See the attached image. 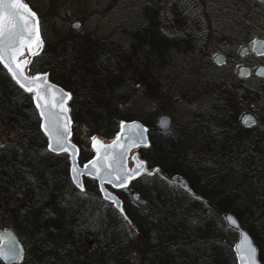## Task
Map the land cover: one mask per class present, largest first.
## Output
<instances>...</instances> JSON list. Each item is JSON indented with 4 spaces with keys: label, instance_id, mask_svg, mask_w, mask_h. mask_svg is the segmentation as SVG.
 Segmentation results:
<instances>
[{
    "label": "rangeland",
    "instance_id": "1",
    "mask_svg": "<svg viewBox=\"0 0 264 264\" xmlns=\"http://www.w3.org/2000/svg\"><path fill=\"white\" fill-rule=\"evenodd\" d=\"M24 1L40 19L42 48L33 64L34 67L41 69L42 65H49L48 62L56 60L57 64L52 62L53 64L49 65L50 72H47L50 75L49 78L72 94L68 104L73 122L72 141L80 148V163L93 156L90 149L91 140L94 137H99L106 142L112 140L121 121L135 120L146 127H148L146 125L148 122L159 131L156 121L160 115L166 114L170 116L171 126L165 135L169 136L174 142V147L179 151L177 157L165 160L167 165L170 164L168 167L172 168V173L169 176L179 175L174 171L177 169L176 166H182L186 170L189 169L186 172L194 174V176L188 175L187 181L190 180L196 189H202L204 186L206 191H209L222 177L224 180L220 183L219 189L230 197L229 209L237 210L238 216L243 222L249 220V211L251 210L249 207L262 209L264 216V198H261V201L259 200L257 203L255 197L256 188L264 183V78L255 75L256 69L261 65L264 66V57L251 55L240 59V47L218 44L217 47L212 48L198 41L201 33L196 29L198 20L195 16L198 17L199 13L194 7L198 6V1L208 3L210 0ZM214 1H216L218 15L215 18V10L210 12L215 13H213L212 20L216 19L215 22H217L221 34L225 33L232 40L238 37V40L242 41H256L264 37V0ZM148 7L152 9L153 13L160 15V29L163 33L169 34L170 40L176 41L177 46H169V49H166L167 47L163 48L162 44L157 56L152 54L144 60V48L141 52L137 51L140 48L135 46L136 41L132 34L135 28L147 20L145 9ZM244 9L248 13L243 17ZM75 23H78L79 27L72 29V24ZM65 39L68 43L73 42V44L84 41L89 48L88 53L83 49H77V52H74L68 48ZM100 49H103V52ZM104 52L110 53L109 64L114 67L118 65L124 73L114 96L117 100L121 98L119 108L128 105L126 112L130 118L128 120L115 119L114 116L117 114H114V111L107 112L104 111L105 108H102L99 112L104 111V113L103 118L99 121L100 128H98L91 124L93 122H90L91 116L88 108L91 106L92 99L87 98L86 102L85 96L87 93L97 102L98 87L95 86L97 85L96 81H84L88 76L84 66L85 64L86 66L90 65V70L96 67L100 69L99 72L105 71L103 69L105 65L97 67L95 64L100 63L99 59ZM220 54L226 56L227 61L224 66L215 63V58ZM98 56H100L99 59ZM140 61H142L141 66ZM75 63L80 64L81 70L74 68ZM134 66L137 68L134 69ZM242 67L250 69V75L247 78L239 77V69ZM38 69L36 71L42 72ZM70 70L73 71V74L85 70V74L81 77L63 76L62 72ZM144 82L148 84L160 83L164 94L150 96L149 89L145 87ZM232 83H237L245 91L244 95L247 97L244 107L234 112L232 108L217 104L215 96L210 92ZM135 85H139V87L135 88ZM225 89L227 88L224 87ZM93 93L94 95H92ZM23 94L25 93L16 94L18 99L15 97L23 111L20 117L0 120V142L3 145L0 147V154L3 151L10 152L12 150L11 147L8 150L6 148V145L11 143L9 140L11 137L15 138L12 143L13 147H17L18 143L15 141L18 134L23 133L22 137L25 139V136L31 133L32 121L30 118L33 113L27 108L28 105L25 104L27 98ZM254 100H259L261 105L257 106ZM98 101L104 105L103 100L99 99ZM212 106L216 107L212 108ZM80 110L83 113V120L86 119L88 123L84 121L82 123V116L79 117L77 114ZM245 114L254 116L255 127L247 129L242 127L241 118ZM214 120L221 124L214 125L212 122ZM237 123L240 128L246 131L243 130L238 134V141L235 143L231 137L236 134L234 130ZM256 127L257 129H255ZM91 128H96L98 132L92 133ZM223 142L226 143V146L220 153L217 149ZM29 147L28 144L24 146L25 149ZM141 150L143 149L141 148L137 152L139 158L145 161L146 168H160L154 165L149 166L146 158L141 155ZM213 151L215 152L214 156L211 153ZM6 163L10 166L9 162L6 161ZM38 163L40 168L37 176L42 172L41 163L39 161ZM55 163L57 165V161ZM7 164H5V168H7ZM67 164L69 165V163ZM63 169H61V173ZM59 170H55L57 174H59ZM212 171L213 176H211ZM15 172L11 173L15 174ZM54 177L50 171L45 183L52 184ZM38 180L42 181L40 178ZM145 182L150 185V190L156 189V180L146 179ZM216 184L218 185V182ZM84 186L87 195L78 197L81 201L85 200L89 194H97V187L93 181L84 179ZM136 187L138 186H134L140 191ZM175 187L172 190L168 189L173 191L177 197L176 200L183 195L179 191L180 187ZM193 191L200 195L197 191ZM117 196L121 201L123 200V208L127 215V221L124 224L135 225L138 220L132 218V212L137 209L133 207L131 199L126 193H117ZM141 196L146 200L141 208L146 209L147 212L148 198L144 193ZM86 208L88 209L87 206ZM34 209V199L27 195L24 186L21 189L18 184H13L7 191L0 189V232L10 229L18 239L21 238L22 241L28 243L30 249L28 247V262L25 264H36L45 256L52 257L55 264H82L77 261L76 257L87 264L102 263L96 247L89 248V241L84 239V233L79 228L81 222L69 219V223H66L64 220L66 227L63 233L58 232V239L45 233L39 236L40 219L39 216H36L39 213L37 214ZM88 210L94 215V211L97 209ZM71 213H76V211L73 209L68 214ZM196 213L195 219H201L202 210L198 208ZM226 213L232 212L228 210ZM113 224L117 225L119 222L115 220ZM154 224L157 227L161 226L159 221ZM131 229L134 232V237L137 238L135 228ZM257 232L264 234V226H259ZM225 240L232 244L237 241L233 236L227 237ZM136 245H139V242L135 243L131 250L132 264H141L139 252L136 248L134 249ZM165 262V260L164 262L157 260L158 264H165Z\"/></svg>",
    "mask_w": 264,
    "mask_h": 264
},
{
    "label": "trees",
    "instance_id": "2",
    "mask_svg": "<svg viewBox=\"0 0 264 264\" xmlns=\"http://www.w3.org/2000/svg\"><path fill=\"white\" fill-rule=\"evenodd\" d=\"M145 12L147 20L138 28H135L132 34L134 41H136L135 46L140 48V50L138 49L137 51L141 52L144 48V60L149 58L152 54L157 56L158 51L162 48V44L163 48L167 47L166 49H169V46H177V42H172L170 40V35L163 33L160 29L159 15L154 16L152 9L149 7L145 9ZM66 44H68V48H71L74 52H77V49H83L88 53L89 48L84 41L73 44V42L68 43L66 40ZM100 51L103 52V49H100ZM109 56L110 53L104 52L101 55V59H99L100 56L97 57L100 63H95L97 67L105 65L103 66L105 71L102 70L99 72L100 69L96 67L90 70V65L86 66L85 64L86 67L84 66L88 75L85 77L84 81H96L95 83H97V85L95 86L96 88L98 87L97 102L95 98L85 93L86 102L88 101L87 98L92 99L91 106L88 108L89 115L91 116L90 122H93L91 124L98 128H100L99 121L103 118L104 111H114V114H117L114 116L115 119L120 118L121 120H128L130 118L126 112L128 105L119 108L121 98L117 100L114 96V93L117 92V88L120 86L119 84H121V76H123L124 73L118 65L114 67L109 64ZM36 59L37 57H33L30 62L28 67L29 74L40 72L36 71L38 68H35L33 65ZM52 62L57 64L56 60H52ZM52 62H48V64L52 65ZM141 62L142 61L139 62L140 66ZM49 65H42L41 69L38 70L50 72ZM134 67V69L137 68V66ZM74 68L81 70L79 63H75ZM62 74L63 76L74 75L81 77L85 74V70L77 74H73L72 70L69 72H62ZM144 84L145 87L149 89L148 94L150 96L155 97L164 94L160 83L148 84L144 82ZM224 87L227 89L224 90ZM240 89L237 83H232L228 85L225 84L221 88L214 89L210 92L215 96L217 104L229 109L232 108L234 112L244 107V101L247 98L244 95L245 91ZM230 90L231 93H229ZM18 93L21 94V91L12 82L6 71L0 66V120L5 118L9 120L16 116L20 117L23 111L15 100L16 94ZM23 95L27 98L25 102V104L28 105L27 108L33 113V116H31L32 118H30L32 123L29 121V123H31V133L26 135L25 139L22 137L23 133L18 134L15 141L18 143L17 147H13L12 144L15 138L11 137V139H9L11 143L7 144L6 148L8 150V148L11 147L12 150L10 152L3 151L0 154V167L3 161H7L11 166L9 171L25 173L27 175L29 190L28 196L31 199H35V201L36 195H34V192L37 190H41L44 195H46L47 192L52 191L51 193L53 194L56 191V198L58 200L65 194H69V196L59 204V215L63 216L64 213L70 212L73 209L76 211V213H73V219L75 217L76 221L78 220V222L82 223H80L79 228H81L84 233V239L89 241V248L96 247L102 259L101 264H132L133 256L131 250L137 242H139V245H136L134 249L136 248L139 252L141 257L140 260L142 261L141 264H158L157 260H160V262H164L165 260V264H237L233 253L234 243L232 244L230 241L225 240L230 236L237 237V233L227 229L224 225L222 215L228 210H231L241 226L246 229L254 239L258 249V259L264 262V234L257 232L259 226H264L263 211L258 207L257 209L249 207V209H251L249 211V220L243 222L240 216H238L237 210L235 211V209L228 208L231 204L230 197H228L226 192H221L219 189L220 183L224 180L222 177L217 180L218 185L216 184L217 182H215V185H213L209 191H206L204 186H202V189H196L195 186L191 184L192 182L188 180L190 181L188 182L190 187L197 191L201 197L207 201L206 204L198 200H185L183 196L175 200L177 197H175L173 191L167 190L168 186L163 184L162 179H158L157 186H155L156 189L150 190V187H146L148 184L145 181L151 178H146L144 176L139 178L135 183L139 186L141 193H144L145 197L148 198V211L140 213L134 212L132 215L134 220H138L134 225L137 238L134 237V232L131 227L124 224L126 221L124 219L120 220L116 211L103 201L98 194H89L85 200L81 201L78 197H85L86 195L81 194L80 191L71 184L68 176L67 158L65 156H52L46 151L45 138L39 130V119L31 103L30 95ZM92 95H94V93ZM16 99L18 98L16 97ZM99 99L103 100L104 105L103 103H99ZM254 102L257 106L261 105L259 100H254ZM214 107L216 106H212V108ZM102 108H105V110L99 112ZM77 114L79 117L82 116V123L83 121L88 123L86 119L83 120V113L81 110L78 111ZM97 117H99V119H97ZM212 122H214V125L220 123L215 120ZM146 125L149 129L150 146L148 149L141 150V155L146 158L149 166H158L169 176L172 173V168L168 167L170 164L167 165L165 160L177 157L179 151L174 147V142L171 141L169 136L160 133L154 125L152 126L148 122H146ZM255 129H257V127ZM243 130L244 129L240 128L238 123L235 125L234 131L236 134L231 137L235 143L238 141V134L243 132ZM91 132L95 133L98 132V130L96 128H91ZM232 139H230V141H232ZM25 144H28L30 147L25 149ZM225 146V142L221 143L217 151L221 153ZM243 152H245V150H243ZM211 153L212 156H214L215 152L213 151ZM246 160L248 161L247 157ZM38 161L41 163V176H37L40 168ZM56 161L57 165L55 163ZM222 162H224L223 159ZM49 165H51L50 167H52L54 171L60 169L59 174H57V180H55L56 182L52 184L45 183L47 181V174L50 172V169H47ZM176 167L177 169L175 168L176 170L174 172L186 179L190 174L194 176L193 173L186 172L189 169L186 170L182 166ZM46 169L48 172H45L47 171ZM61 169H63L62 173ZM36 176L37 178L35 180ZM211 176H213V171L211 172ZM38 178L42 179V181L38 180ZM152 179L154 180L155 178ZM57 184L58 187L53 190L54 185ZM215 192L220 193L216 194ZM44 195H42L43 198ZM208 196H210V198H208ZM255 197L257 203L259 200L261 201V198H264V183L256 188ZM86 206L88 209H97L96 214L92 215ZM105 207L107 208L105 209ZM198 208H200L203 213L201 219L197 220L195 217L197 214L196 209ZM39 209L40 207H38V210ZM40 211H45V209L41 208ZM100 213L103 214L101 215ZM53 218L54 221L51 222L50 219L42 213L40 220H43L42 224L45 226V229L49 230L54 238L57 237L55 239H58L56 231L63 233L66 224L61 220L60 224L62 225H56L55 217ZM60 218L58 217V220H60ZM115 220H117L119 224H113ZM156 221L161 222V226H155L154 222ZM134 239H136L137 242ZM19 240H21V238ZM22 243L24 248V259L22 263L25 264L28 262L29 251L27 252V250L29 245L24 241H22ZM76 258L77 261L82 264H87V262L80 260L79 257ZM39 261L40 264H55L52 257L48 256L42 257ZM39 261L36 264H39ZM0 264H2L1 261Z\"/></svg>",
    "mask_w": 264,
    "mask_h": 264
},
{
    "label": "snow or ice",
    "instance_id": "3",
    "mask_svg": "<svg viewBox=\"0 0 264 264\" xmlns=\"http://www.w3.org/2000/svg\"><path fill=\"white\" fill-rule=\"evenodd\" d=\"M35 20V14L20 0H0V63H3L4 67L12 73L13 80L25 92L35 94L33 99L44 121L41 124V128L48 137L49 151L57 153L70 152L71 146L67 144V138L70 135L68 127L70 121L63 114L68 111L64 106V102L71 97L64 93L59 101L52 103L51 107H49L50 101L48 97L51 96L53 101L56 98L53 94V89L46 87V78L40 76L29 78L25 76L23 65L17 63V56L22 54V48L27 46L31 51L34 46H40L39 32L34 26ZM74 27H79V25H74ZM32 54L35 55L36 53L33 52ZM24 63L26 64L27 62L25 61ZM57 106L59 107V112L53 111ZM62 120L66 122L61 124ZM252 123H255V121H252ZM121 127L123 128L124 125L122 124ZM92 144L94 148L97 147L95 138H93ZM111 147L115 148L117 144L114 143ZM122 158L123 152L112 155L106 153L100 167H97V161H93L92 166L96 169V178L112 183L117 188L127 187V183L139 174L143 165L138 164L135 170L129 171L121 162ZM73 164H75V161H73ZM87 167L85 165V169ZM102 172L103 175H101ZM83 174L85 173L78 172L73 167L72 182L80 190L81 194L87 195L84 186L78 179ZM89 175L91 174L89 173ZM101 191L103 192V189ZM104 197L106 200L116 204L117 208L123 212L114 197L109 196L107 193H104ZM125 219H127L126 216ZM21 258L22 250L18 244L14 241L6 244L3 237H0V259L4 260L5 264H18ZM238 259L241 264H257V249L252 246L246 237L238 249Z\"/></svg>",
    "mask_w": 264,
    "mask_h": 264
},
{
    "label": "water",
    "instance_id": "4",
    "mask_svg": "<svg viewBox=\"0 0 264 264\" xmlns=\"http://www.w3.org/2000/svg\"><path fill=\"white\" fill-rule=\"evenodd\" d=\"M21 3H23L24 5H26L22 0H20ZM27 6V5H26ZM28 7V6H27ZM29 8V7H28ZM30 9V8H29ZM31 10V9H30ZM31 12H33L31 10ZM34 13V12H33ZM35 14V13H34ZM36 20L34 22V26L38 29L39 32V36H40V30H39V19L36 16ZM74 25H78V24H73L72 28L76 29L78 27H74ZM42 45V41H41V36H40V46L39 47H33V49L30 51L28 49L27 46H25L24 48L21 49L22 54L17 56V63H21L23 65V70H24V74L25 76L32 78V77H36V76H40V77H44L46 78V87L47 88H51L53 89V94L55 95V101L52 100L51 96L48 97L50 103H49V107H51L52 103H55L57 101H59L60 97L62 96V94L67 93L70 97H71V93L64 90L63 88H61L60 86L52 83L49 80L48 77V73H37V74H33V75H29L27 72V68L29 65V61L30 58L32 56H34L32 53L35 52L37 53L39 48ZM251 51L252 53H254L256 56H262L264 54V40H256L252 43L251 46ZM249 52L248 48H243L240 51V56L245 55L246 53ZM27 62L26 64L24 62ZM215 63L217 65H221L224 63V56L222 54L218 55L215 58ZM0 65L6 70V72L9 74L11 80L16 84V86L22 90L24 93L27 94H31V102L33 107L35 108L37 115L40 119V124H39V129L41 131V133L44 135V137L46 138V150L54 155H60V154H65L68 157V161H69V169H68V174H69V179L72 183V185L75 187V185L72 182V169L73 167H75L77 169L78 172H82L85 173L83 175H80L78 177V179L80 180V182L82 183V185L84 186V178L93 180L96 182L97 184V188H98V192L101 196V198L105 201L110 203L113 208L125 219V211L123 208V203L121 201V199L112 191H110L108 188L112 189V190H119V189H123V188H117L114 187L112 183L103 181L102 179L96 178V169L93 168L92 166V162L93 161H97V167L101 166V162L104 161V156L107 153L108 155H112V154H118L123 152V158H122V163L124 165V167L126 169H128L129 171L135 170L138 164L143 165V167L141 168V170L139 171V174L135 177L137 178L138 176H140L141 174H148L151 175L153 173H157L160 177H162L163 179H168V176L160 169V168H154V169H147L146 168V164L144 160H141L139 158L138 152L137 150L139 148H147L150 145L149 142V137H148V128L146 126H144L142 123H140L139 121H121L118 125V130L117 133L115 134L114 138L108 142L104 141L103 139L99 138V137H94L97 141V147L94 148L93 144H92V140L90 142V148L93 152V156L87 160L85 163H83L82 165L79 164L78 162V156H79V149L78 146L72 141V121L70 118V114H69V106L68 103L70 101V99H66L64 102V106L68 109L66 114H63L67 117V120L70 121V124L68 125L69 127V133L70 135H68L67 138V144H69L71 146V151L70 152H52L49 151L48 149V137L45 135L43 129L41 128V124L44 123L43 119L40 116V110L36 107V103L33 99L34 97V93H29V92H25L24 89H22L15 80H13L12 78V73L9 72V70L4 67L3 63H0ZM13 67H15L13 65ZM249 69L248 68H241L239 70V77L241 78H247L249 76ZM256 76H264V67H259L256 72H255ZM135 88H138V85H135ZM53 111L59 112V107L57 106L55 109H53ZM252 121L256 120L254 118L253 115L251 114H245L242 118H241V125L244 128H250L252 126L255 125V123H252ZM66 121H61V124L65 123ZM124 125V127L122 128L121 125ZM156 125L157 128L159 130V132L165 134L166 132L169 131L170 126H171V119L169 115H160L156 121ZM133 141H135V143H133ZM114 143L117 144V147L113 148L111 147ZM74 153V154H73ZM73 161H75V164H73ZM131 164V166L129 167V163ZM85 165H87V169H85ZM89 173L91 175H89ZM101 175H103V172L101 173ZM134 178V179H135ZM132 179V180H134ZM130 180V181H132ZM129 181V182H130ZM129 182L127 183V186L129 185ZM170 182L179 186L181 189L186 190L187 192H191L187 181L179 175H174L171 177ZM76 188V187H75ZM78 191H80L78 188H76ZM85 189V187H84ZM101 189H103V192L101 191ZM104 193H107L109 196L114 197L117 204L120 205V208L123 209V212L120 211L119 208H117L116 204H113L111 201L106 200L104 197ZM195 198H201L198 195H194ZM131 198L133 201H138L140 200V203H144L145 200L142 199L140 197V194L137 192L132 193ZM127 217V216H126ZM223 219H224V223H225V227L227 229L232 230L233 232L237 233V241L233 246V253L235 256V260L237 264H241L240 260L238 259V249L240 247V245L242 244V242L244 241L245 237L248 239L249 242H251L252 246L255 247L257 249V246L253 240V238L251 237V235L249 234V232L244 229L240 222L238 221V219L235 217L234 214L232 213H226L223 215ZM127 220V219H126ZM130 225L133 227V224L130 223ZM0 237H3L4 243H9L14 241L16 244H18L19 248L22 250V258L18 261V264H20L23 261L24 258V249L22 244L20 243V241L18 240V238L16 237L15 233L10 230L7 229L3 232L0 233ZM0 261L5 264V261L0 259ZM257 264H262L260 262V260L258 259V249H257Z\"/></svg>",
    "mask_w": 264,
    "mask_h": 264
},
{
    "label": "flooded vegetation",
    "instance_id": "5",
    "mask_svg": "<svg viewBox=\"0 0 264 264\" xmlns=\"http://www.w3.org/2000/svg\"><path fill=\"white\" fill-rule=\"evenodd\" d=\"M199 3H198V6H195L194 7V9L196 10V11H198V17H196L195 15V18H197V20H198V26L196 27V29H197V31H199L201 34H200V38H199V40L198 41H201V42H203V44L204 45H206L207 47L209 46V47H212V48H214V47H217V45L218 44H220V45H227V44H230V45H232V46H235V47H240V49L242 50L243 48H248V49H250L251 48V45H252V43L255 41H242V40H238V37L237 38H235V40H232V39H230L229 37H227V35L224 33V34H221V32L219 31L220 29H219V27H218V24H217V22H215L216 21V19H214V20H212V18H213V13H211L210 11L212 10H215V18H216V16L218 15V9L216 8V1H214V0H210L208 3L205 1V2H201V1H198ZM170 11V10H169ZM148 13H150V12H148ZM248 13V11L247 10H245L244 9V11H243V17L246 15ZM155 16L157 15V14H155V13H153ZM233 15H234V10H233ZM249 16H250V14H248ZM159 17H160V15H159ZM234 17V16H233ZM242 17V18H243ZM162 18V17H161ZM250 18H251V16H250ZM212 20V21H211ZM160 22V21H159ZM76 24H78V23H76ZM73 25V24H72ZM73 29V28H72ZM243 30V29H242ZM223 31V30H222ZM224 32V31H223ZM261 40H264V37L263 38H260ZM258 40V39H257ZM241 50H239V53H240V51ZM251 55H253V56H255V54H253L252 52H250V50H249V52L248 53H246L245 55H243V56H240L239 55V58L240 59H244V58H246V57H249V56H251ZM224 56V63H223V65L222 66H224L225 65V63H226V56L225 55H223ZM255 57H257V56H255ZM259 57H264V54L262 55V56H259ZM241 61H243V60H241ZM262 67H264L263 65H261ZM242 68H247V67H242ZM240 70V69H239ZM263 78H264V76H263ZM39 124H40V120H39ZM39 127V126H38ZM255 127V126H254ZM1 146H3L2 144H1V142H0V147ZM78 148H79V146H78ZM45 149H46V140H45ZM47 151V150H46ZM79 151H80V148H79ZM81 152V151H80ZM49 153V152H48ZM50 155H52V156H55V155H53V154H51V153H49ZM61 156H65V155H61ZM66 157V156H65ZM79 157H80V155H79ZM67 158V157H66ZM1 160V159H0ZM68 161V160H67ZM5 164H7L5 161H3L2 162V165H1V167H0V189H3L4 191H7L8 190V188L10 187V185H13V184H18L20 187H21V189H23V186H24V190L26 191V193H27V195H29V190H28V185H27V175L25 174V173H19L18 171H16L15 172V174L14 173H11L12 171H9L10 170V166L8 165L7 166V168H5L6 166H5ZM129 164V167L131 166V164H130V162L128 163ZM47 169H50V171H51V173H52V175L53 176H55L54 177V182H56L55 180H57V173L54 171V169L52 168V167H47ZM14 176H16V177H14ZM146 177V178H148V177H150L151 179L152 178H155L154 180H156V181H158V179H162V178H160L159 177V175L158 174H156V173H153V174H151V175H146V174H142V175H140L136 180H134V181H132L129 185H128V187H126V188H123V189H119V190H116V191H114L115 193H116V195H117V193L119 194V193H126V195H128V197L131 199V203H132V205H133V207H135L137 210H135V211H133L132 212V215H133V213L134 212H136V213H140V212H146V209H144V208H141V205H143V204H145V202L144 203H140V200H138V201H133L132 200V198H131V195H132V193H134V192H137V193H139L140 194V196H141V192L140 191H138L137 189H135L134 188V186H137L136 185V181H138V179L139 178H141V177ZM170 177L171 176H169L168 177V179L166 180H164V179H162L163 180V184H165V185H167L168 186V188H170L171 190H172V188H176L175 186H174V184H172L171 182H170ZM145 178V179H146ZM186 179V178H185ZM23 180H25V181H23ZM187 180V179H186ZM188 182V181H187ZM58 183V182H57ZM95 184V183H94ZM148 184V183H147ZM96 185V184H95ZM149 185V184H148ZM146 186V187H150V186ZM172 186V187H171ZM56 187H58V184L57 185H54V187H53V190H54V188H56ZM136 188H138L139 189V186L138 187H136ZM168 188H167V190H168ZM190 189L192 190V192L191 193H189V192H187V191H185V190H181V189H179V191H181V193H182V195H183V197H184V199L186 200V199H191V201L192 200H196V198L194 197V194L196 193V192H194L193 191V189L190 187ZM170 191V190H169ZM52 191H50V192H47V194L46 195H44V193H42V191L41 190H37V191H35L34 192V195H36L35 197H36V201H35V199H34V206H35V211H36V213L38 214V215H36V216H39V219L41 218V216H42V213H44V216H46V217H48L49 219H50V221L51 222H53L54 221V218L53 217H55V223H56V225H62V224H60L61 222V220H66V223L68 222L69 223V219H70V221H72V220H74L75 219V217H74V219H73V213H71V214H67V213H69V212H67V213H64L63 214V216H60L59 215V204H60V202L62 201V200H64L66 197H68L69 196V194H65L61 199H57L56 198V195H57V192L55 193H51ZM168 192V191H167ZM97 194H98V191H97ZM42 195H44V198H43V196ZM99 195V194H98ZM196 195H198L197 193H196ZM141 198H142V196H141ZM38 201V202H37ZM198 201H200V200H198ZM122 203H123V200H122ZM108 204V203H107ZM109 206H111L112 207V205H110V204H108ZM38 207H40V209L42 208V209H45V211H40V209L38 210ZM96 212H97V210H95L94 211V214H96ZM116 213H117V215L120 217V220H123L124 218L121 216V215H119L118 214V212L116 211ZM101 215L103 214V213H100ZM58 217L60 218V220H58ZM57 221H59V222H57ZM76 222V221H75ZM77 222H78V220H77ZM43 223V220H40L39 221V225H38V228L40 229V230H42L41 232H40V230L38 231V233H39V236L41 235V234H43V233H45L46 235L47 234H50V231L49 230H46L45 229V226L42 224ZM65 223V224H66ZM129 225V224H128ZM130 226V225H129ZM57 232V234L56 235H58V231H56ZM1 233V232H0ZM51 235V234H50ZM55 238H57V237H55Z\"/></svg>",
    "mask_w": 264,
    "mask_h": 264
}]
</instances>
